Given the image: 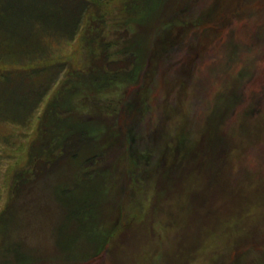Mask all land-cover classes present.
I'll return each mask as SVG.
<instances>
[{
    "label": "rangeland",
    "instance_id": "rangeland-1",
    "mask_svg": "<svg viewBox=\"0 0 264 264\" xmlns=\"http://www.w3.org/2000/svg\"><path fill=\"white\" fill-rule=\"evenodd\" d=\"M99 6L106 12L83 17L81 29L70 40L62 37L59 23L55 34L53 30L44 33L40 43L35 29L27 31L33 37L30 44L22 43L29 40L24 29L0 33V68L40 69L33 75L26 71L19 81L9 79L0 85V93L29 96L33 87L17 88L32 78L38 84L45 78L48 84L55 81L33 118L19 113L23 119L17 126L9 117L13 110L3 109L0 211L7 209L4 224L0 221V259L12 257L15 247L25 246L33 249L35 259L43 256L34 264H81L53 259L59 251L54 235L66 220L65 211L55 210L54 203L47 202L49 195L38 194L36 187L13 196L8 181L12 170L3 169L8 162H27L28 145L38 137L41 114L50 99L72 92L78 112H89L87 84L109 62L107 72L123 81L117 82L116 91L112 88L94 98L105 97L120 110L133 77L144 79L159 58L155 51L172 44L173 57L160 61L168 62L165 66L173 72L167 75L174 91L169 96V113L164 108L153 114L149 127L134 125V135L104 156L110 161L118 157L120 169L106 176L103 189L97 178L89 182L98 195L100 188L105 200L96 216V227L102 232L115 227L121 212L112 213L111 204L120 198V190L126 192L123 225L115 229L105 258L108 264H264V0H106ZM52 17L55 21L56 16ZM83 92L85 96L80 97ZM212 105L218 118L212 119ZM104 109L102 100L95 110L102 113ZM29 110L25 106L21 111ZM208 121H216L213 132L217 131L220 142H209L211 128L202 134L200 125ZM189 148H197L193 151L199 162L196 159V167L186 169L180 156L185 157ZM171 169L176 175L173 184L181 181L178 174L185 169L194 174L191 199L192 190L180 193L171 185L163 194L165 181L159 177ZM14 201L18 204H11ZM100 241V236L85 241L87 264H95L91 258Z\"/></svg>",
    "mask_w": 264,
    "mask_h": 264
},
{
    "label": "trees",
    "instance_id": "trees-1",
    "mask_svg": "<svg viewBox=\"0 0 264 264\" xmlns=\"http://www.w3.org/2000/svg\"><path fill=\"white\" fill-rule=\"evenodd\" d=\"M105 1L0 0V33L3 35H5L4 33L13 34L18 30L24 29L25 34H29V40H24L22 43H27L33 40L32 35L27 31L35 29L37 33L36 39L40 43V38L44 33H51V30H53L52 33L55 34L56 30L54 27H57L59 23L57 28H60L62 37L70 40L81 29L83 17L94 11H100L102 15L106 12V8L104 9L99 6V4H103ZM52 16H56L55 21ZM71 19L72 22H70ZM6 36L7 42L11 41ZM5 39L3 38L4 41ZM173 48L172 44H168L165 46V49L158 48L155 51L159 55V58L155 62V66L151 65L149 67L151 73L149 72L144 79L142 76L138 79V75L136 78H134L136 75L133 77L131 89L125 94V99L121 102L120 110L114 109L111 100L108 102L105 97H101L100 99L94 98L99 94L110 91L112 88V91H116L118 85L123 81L119 79L120 83L117 85L119 80L116 78L118 76L107 72L109 62H106L105 68L103 66L99 67V73H96L92 77L93 80L87 84L91 100L88 107L89 112H84L85 116H82L84 113L80 114L78 112L80 106L77 104V101H74L73 97H70L72 92L69 95L66 94L56 98L55 101L48 100L49 103L47 102L46 110L43 107L45 111L41 114V117H43L41 123V126L43 125L44 127L43 131L40 126L37 130L38 137L28 145L27 162L20 164L17 161H13L12 165L8 162V166L3 169V172H5L4 170H12L8 181H10L9 188L11 187L13 196L17 194L21 195L23 194L21 192L24 190L28 191L30 188L36 187L38 188V194H40L39 192H43L47 193V196L49 195L47 202L50 205L53 202L55 210L57 209L59 212L65 211L64 217L66 220L56 228V231L54 229L55 244L59 251L55 253L53 259H58L59 261H72L73 259L77 263L83 264L85 262L84 264H87L88 254L84 250L85 241H89L93 236H100L102 237V241H100L99 248L92 255L91 262L95 261V264H108L105 258L107 249L112 241L115 229H120L121 225H123L124 216L122 215V211L124 210L123 200L126 197V192L122 193L120 190V198L111 204L112 213L120 211L121 214L114 221L115 227L107 228L108 231L104 230V233L101 231L103 229L96 227L99 221L96 216L100 211V203L105 201L102 196L103 193L101 195L99 188L98 195L97 187L93 185L89 187V182L97 178L103 189L106 176L110 175L111 177L120 169L118 157L117 160L110 161L108 158L105 159L104 156L111 154L116 149H120L122 146L119 142L125 143V140L130 139L134 135V130H136L134 125L137 127H149L153 114L157 115L161 113L164 108L169 113V110L172 108L169 96L170 94H174V91L172 87H169V77L167 75H171L173 72L167 70L168 65H165L168 62L160 61L162 58L164 61L173 57ZM33 53L35 54L36 52ZM31 54L29 53V55ZM145 65L148 66L149 63ZM38 69L32 66L28 71L21 68V71L17 72V70H10L7 67L0 68V85L6 84L11 78L19 81L21 77L25 76L26 71L28 75L37 74L39 72L37 71ZM43 81L41 82L42 84H38L32 78L28 84L17 88V90H20L33 87L29 96L28 94H24L25 92L12 93L9 97L0 93V121H6L2 115H6L3 109L7 106L14 112L9 117L13 118L12 122L15 121L16 125L22 122L23 118L21 116L23 114H29L31 118L34 114L33 112L38 108V104L40 102L43 103V97H47L48 99L49 94L52 93L50 88L55 81L50 80L49 84L47 78ZM79 83L77 82L74 85L75 89L78 88ZM82 96H85L84 92L80 94V97ZM102 100L105 109L104 112L100 113L101 110L97 111L95 109L98 108V104ZM33 104L35 105L33 106ZM43 105L41 104V106ZM96 105L97 107H95ZM25 106H28V109L30 108L29 113L21 111ZM84 106L82 105L83 110ZM37 111L35 113H39ZM209 111L213 115L212 119L218 118L213 105L210 106ZM19 113L21 116H19ZM14 114L15 117L13 116ZM35 118L39 120L38 115ZM208 122L200 125L202 127V134L211 128L212 132L210 133L209 142H220L216 140L217 136L215 133L217 131L213 132L216 121L212 124L211 121ZM92 130L93 133L90 135ZM41 131L42 133H40ZM53 138L57 139V141ZM53 143L54 146H52ZM191 150L192 148L187 149V151L185 150V157L180 156L183 168L187 169L190 166L195 168L197 165L195 160L197 159L198 161L199 158H196L195 152ZM179 152L180 150L178 149L177 154ZM123 158L125 160V156ZM211 160H213V157L210 155L209 161ZM116 162L117 165L114 164ZM188 164L190 165L188 166ZM208 166H210L209 162ZM185 170L182 173L179 172L180 175L178 174V176L181 181L175 184H173V181L176 175H174L173 169L170 170L171 173H162L161 176L159 173L160 180L165 181L163 194L164 192H168L167 188L170 185L172 189H179L180 193L192 190V178L194 174L190 170ZM209 170L210 168L207 169V171ZM64 171L70 176V180L66 179L67 175L63 173ZM60 174H63V176H59ZM57 179L61 180L58 181ZM193 194L194 190L190 192V199L193 197ZM11 204L17 205L18 201H14ZM6 209L7 207L3 211H0V221H3V224L5 222L4 215L6 214ZM67 220L69 221L67 222ZM83 237H85V240H83ZM81 242L82 245H80ZM24 248L25 246L23 248L21 246L15 247L11 254L12 257H3V259H0V264H34L36 260H39L41 257L43 258V256L36 253L39 258L35 259L36 256L33 249L27 250ZM71 250L72 253H70ZM58 260L56 261L59 262Z\"/></svg>",
    "mask_w": 264,
    "mask_h": 264
}]
</instances>
